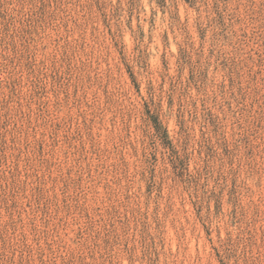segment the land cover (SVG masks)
<instances>
[{
  "label": "rangeland",
  "instance_id": "rangeland-1",
  "mask_svg": "<svg viewBox=\"0 0 264 264\" xmlns=\"http://www.w3.org/2000/svg\"><path fill=\"white\" fill-rule=\"evenodd\" d=\"M0 264H264V0H0Z\"/></svg>",
  "mask_w": 264,
  "mask_h": 264
}]
</instances>
